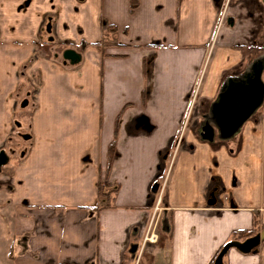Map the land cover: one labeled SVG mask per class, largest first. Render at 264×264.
I'll list each match as a JSON object with an SVG mask.
<instances>
[{
	"label": "crops",
	"instance_id": "crops-1",
	"mask_svg": "<svg viewBox=\"0 0 264 264\" xmlns=\"http://www.w3.org/2000/svg\"><path fill=\"white\" fill-rule=\"evenodd\" d=\"M262 54L264 0H0V264H213L259 232Z\"/></svg>",
	"mask_w": 264,
	"mask_h": 264
},
{
	"label": "water",
	"instance_id": "water-1",
	"mask_svg": "<svg viewBox=\"0 0 264 264\" xmlns=\"http://www.w3.org/2000/svg\"><path fill=\"white\" fill-rule=\"evenodd\" d=\"M64 58L69 60H75L77 55L71 51H66L64 53ZM244 90H238L232 100L233 105H219L222 109L224 122L228 123L230 130H235L252 112V110L257 106L261 100V91H258V88H261V83L259 81V74H256L255 79L252 82H249L248 85H242ZM226 96V97H225ZM223 102L227 99L228 95H225ZM227 125V124H226ZM6 157L4 152L0 153V166L4 164ZM264 239V228L253 235L245 239L244 241H232L226 243L219 253L217 254L213 264H223L222 258L230 248H236L243 253H248L254 250L260 242Z\"/></svg>",
	"mask_w": 264,
	"mask_h": 264
},
{
	"label": "trees",
	"instance_id": "trees-1",
	"mask_svg": "<svg viewBox=\"0 0 264 264\" xmlns=\"http://www.w3.org/2000/svg\"><path fill=\"white\" fill-rule=\"evenodd\" d=\"M115 30L114 29H112L111 27H109L108 29H107V31H106V37L107 36H110V38H111V40L113 41V42H115V40H116V38H115ZM243 232H245V231H239V238H241V235H242V233ZM258 232V230L257 229H254L253 231H250V232H248V233H243V234H247V235H254V234H256Z\"/></svg>",
	"mask_w": 264,
	"mask_h": 264
},
{
	"label": "rangeland",
	"instance_id": "rangeland-1",
	"mask_svg": "<svg viewBox=\"0 0 264 264\" xmlns=\"http://www.w3.org/2000/svg\"><path fill=\"white\" fill-rule=\"evenodd\" d=\"M262 55H264V54H262ZM263 228H264V227H263ZM263 228H262V229H263ZM262 229H261V230H262ZM261 230H260V231H261ZM260 231H259V232H260ZM257 233H258V232H257Z\"/></svg>",
	"mask_w": 264,
	"mask_h": 264
}]
</instances>
